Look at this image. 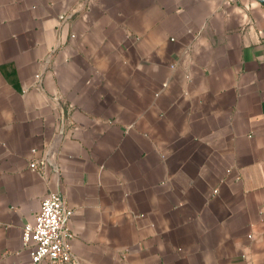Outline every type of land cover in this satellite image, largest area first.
<instances>
[{
  "label": "crops",
  "instance_id": "1",
  "mask_svg": "<svg viewBox=\"0 0 264 264\" xmlns=\"http://www.w3.org/2000/svg\"><path fill=\"white\" fill-rule=\"evenodd\" d=\"M53 191L80 264H264V2L0 0V264Z\"/></svg>",
  "mask_w": 264,
  "mask_h": 264
},
{
  "label": "built area",
  "instance_id": "2",
  "mask_svg": "<svg viewBox=\"0 0 264 264\" xmlns=\"http://www.w3.org/2000/svg\"><path fill=\"white\" fill-rule=\"evenodd\" d=\"M47 163L52 164V161H32L30 166L42 173ZM73 212L60 192H50L43 199L35 221L24 227V244L34 242L32 264H80L71 244L75 237L70 226Z\"/></svg>",
  "mask_w": 264,
  "mask_h": 264
},
{
  "label": "water",
  "instance_id": "3",
  "mask_svg": "<svg viewBox=\"0 0 264 264\" xmlns=\"http://www.w3.org/2000/svg\"><path fill=\"white\" fill-rule=\"evenodd\" d=\"M261 1H263V2H264V0H261Z\"/></svg>",
  "mask_w": 264,
  "mask_h": 264
}]
</instances>
